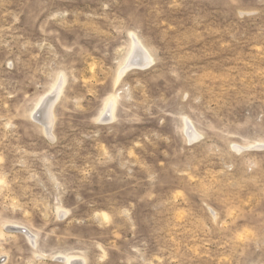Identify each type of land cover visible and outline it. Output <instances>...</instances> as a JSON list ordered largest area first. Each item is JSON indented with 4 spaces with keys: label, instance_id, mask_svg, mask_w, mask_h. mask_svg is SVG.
Returning <instances> with one entry per match:
<instances>
[{
    "label": "rangeland",
    "instance_id": "obj_1",
    "mask_svg": "<svg viewBox=\"0 0 264 264\" xmlns=\"http://www.w3.org/2000/svg\"><path fill=\"white\" fill-rule=\"evenodd\" d=\"M68 261L264 264V0H0V264Z\"/></svg>",
    "mask_w": 264,
    "mask_h": 264
},
{
    "label": "bare ground",
    "instance_id": "obj_2",
    "mask_svg": "<svg viewBox=\"0 0 264 264\" xmlns=\"http://www.w3.org/2000/svg\"><path fill=\"white\" fill-rule=\"evenodd\" d=\"M136 45H137V44H136ZM142 50H143V49H142ZM133 51H134V50H133ZM134 53H135L134 58H144V59H145V57H146V56L144 57V55L142 54L141 50L138 49V48L134 51ZM143 53H144V52H143ZM144 54H145V53H144ZM146 55H147V54H146ZM147 58H148V56H147ZM130 59H131V58H130ZM148 59H149V58H148ZM137 60H138V59H137ZM145 60H147V59H145ZM128 63H129V60H128ZM143 63H144V62H143ZM130 64H131V63H130ZM145 64H146V63H145ZM145 64H144V65H145ZM144 65H143V66H144ZM130 66H131V65H130ZM135 66H136V65H135ZM145 66H146V65H145ZM145 66H144V67H145ZM141 67H142V65H141ZM142 68H143V67H142ZM55 91H56V90H55ZM55 91H54V93H55ZM57 91H58V90H57ZM58 92H59V91H58ZM55 94H57V92H56ZM50 97H51V96H50ZM52 102H54V101H52ZM110 105H111V104H110ZM45 107H46V105H45ZM47 107H48V108H47ZM47 107H46L47 110H48V109H51V108H52V105H51V108H50L49 106H47ZM41 108H42V110H43L44 107H41ZM47 110H46V111H47ZM40 111H41V110H40ZM49 113H51V112H49ZM43 114H44V113H43ZM46 114H47V113H46ZM37 115H38V114H37ZM48 115H49V114H48ZM40 116H41V115H40ZM43 117L45 118V116H43ZM46 117H47V116H46ZM48 117H49V116H48ZM49 119H51V117H50ZM49 126H50V125H49ZM50 127H51V126H50ZM50 127H49V128H50ZM189 131H190V130H189ZM49 132H50V131H49ZM192 132H193V131L190 132V135L192 134ZM194 134H195V133H194ZM49 135H51V134H49ZM191 136H192V135H191ZM193 139H194V138H193ZM16 229H18V228L16 227ZM19 231H20V230H19ZM21 232H22V231H21ZM25 232H26V231H25ZM27 234H28V233H27ZM64 261H65V260H64ZM71 261H73V260H71ZM75 261H76V260H75ZM78 261H80V260H78ZM69 262H70V261H68L67 263H69ZM72 263H73V262H72ZM72 263H69V264H72ZM79 263H81V262H79Z\"/></svg>",
    "mask_w": 264,
    "mask_h": 264
}]
</instances>
